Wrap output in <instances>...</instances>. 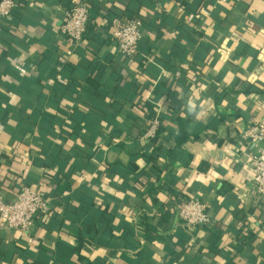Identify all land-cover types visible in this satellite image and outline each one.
I'll return each mask as SVG.
<instances>
[{"label":"crops","instance_id":"obj_1","mask_svg":"<svg viewBox=\"0 0 264 264\" xmlns=\"http://www.w3.org/2000/svg\"><path fill=\"white\" fill-rule=\"evenodd\" d=\"M85 1L76 44L60 32L69 0H17L0 24V190L21 181L54 203L28 232L0 220V264H264L257 145L241 136L264 123V0ZM131 15L129 59L113 31ZM179 128L181 144L166 137ZM191 197L213 225L181 223Z\"/></svg>","mask_w":264,"mask_h":264},{"label":"built area","instance_id":"obj_2","mask_svg":"<svg viewBox=\"0 0 264 264\" xmlns=\"http://www.w3.org/2000/svg\"><path fill=\"white\" fill-rule=\"evenodd\" d=\"M16 5L17 0H0V24L9 17ZM89 19V7L85 0H69L60 24V32L69 42L79 43L85 36ZM142 36V22L137 17H120L113 31L117 51L129 59L137 54ZM160 125V118L152 117L140 135L141 138L154 137ZM241 136L257 145L256 151L249 154L245 162L253 170V194L260 209H264V123L252 122L245 127ZM16 184L12 199H8L5 192L0 190V220L8 230L28 232L37 218H44L53 211L52 199L36 187L21 181ZM175 206L178 219L187 228L195 229L214 223L208 213L207 204L199 198H183Z\"/></svg>","mask_w":264,"mask_h":264},{"label":"trees","instance_id":"obj_3","mask_svg":"<svg viewBox=\"0 0 264 264\" xmlns=\"http://www.w3.org/2000/svg\"><path fill=\"white\" fill-rule=\"evenodd\" d=\"M134 16L135 15H131V17H134ZM137 18H139V17H137ZM87 27H88V24H87ZM97 31L98 30H96V32ZM86 32H87V29H86ZM85 35H86V33H85ZM72 121L73 120L71 118H69V122H72ZM66 125L68 126V124H66ZM158 131H159V129H158ZM158 131L156 132V135L155 136H157ZM155 136L152 137V139H154ZM66 137H67V135H66ZM166 137L169 138V139H171V140L173 138L176 141V143L181 144L183 142V140L185 139V137H188V135H186V132L183 129L179 128L178 131L175 134L172 135V137H171V135L170 136L166 135ZM56 202L57 203L60 202V203L66 204V201L63 198L58 199ZM52 204H54V203L52 202ZM53 213H54V211L51 212L52 215H53ZM150 228L151 227H150V225L147 222L141 221V225H138L137 227H135V230L134 231H135V234H137L138 236L141 235V236L146 237V238L147 237L148 238H152L154 236V234H155L154 233L155 232V229H152V228L150 229Z\"/></svg>","mask_w":264,"mask_h":264}]
</instances>
